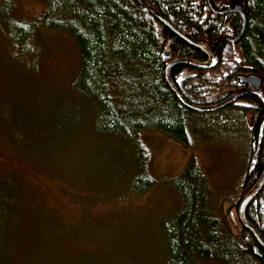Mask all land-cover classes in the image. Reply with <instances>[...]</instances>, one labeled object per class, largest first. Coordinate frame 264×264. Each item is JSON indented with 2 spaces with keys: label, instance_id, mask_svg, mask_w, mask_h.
I'll use <instances>...</instances> for the list:
<instances>
[{
  "label": "rangeland",
  "instance_id": "rangeland-1",
  "mask_svg": "<svg viewBox=\"0 0 264 264\" xmlns=\"http://www.w3.org/2000/svg\"><path fill=\"white\" fill-rule=\"evenodd\" d=\"M47 3L0 0V264H167L164 224L184 207L174 181L192 159L209 183V221L221 235L204 234L203 245L226 248L249 191L244 111L182 112L173 122L186 139L155 127L129 136L104 127L94 98L75 85V40L38 25ZM116 66L107 85L121 106L125 94L138 98L140 79L131 64Z\"/></svg>",
  "mask_w": 264,
  "mask_h": 264
},
{
  "label": "trees",
  "instance_id": "trees-1",
  "mask_svg": "<svg viewBox=\"0 0 264 264\" xmlns=\"http://www.w3.org/2000/svg\"><path fill=\"white\" fill-rule=\"evenodd\" d=\"M144 1L184 33L199 38L216 50L223 68L230 63L233 71L230 73V82L224 81L226 78L222 81L212 79L210 73L214 69L190 68L197 75L186 81V89L193 98L186 96L187 100L200 105L216 103L217 97H220H216L217 90L237 82L234 77L245 69L244 66L253 68V72L262 77L264 85V0H240L247 24L236 43L227 40L238 35L242 26L241 15L228 11L233 7L232 0L227 5H224L226 0H210L213 8L220 11L207 13V0ZM47 4L38 25L66 31L75 40L80 62L75 85L94 98L96 113L104 122V127L113 126L110 130L122 131L125 136L155 127L187 138L180 133H184L182 127L180 132L175 130L173 119L182 112L195 109L187 107L177 98L166 81L165 67L171 58L176 57L205 61L206 56L200 50L176 35L138 0H48ZM223 9L226 10L221 11ZM21 26L24 31L28 29L25 25ZM27 34L30 32L27 31ZM25 35L19 36L17 40L22 42L30 38ZM167 45L171 58L164 56ZM120 60L138 69L140 81L135 93L138 98L133 100L134 96L125 94L127 97L121 99V106H118L119 97L107 83L118 73L116 65ZM182 64L171 69L173 80L179 78L185 67ZM106 65L109 68L105 70ZM262 88L264 90V86ZM243 97L253 107L255 105L258 113L256 127L251 128V157L260 129L263 130L259 158L254 169L244 178L242 188L246 192L254 186L264 170V104L253 94ZM230 106L243 110L244 114L249 110L232 104ZM176 120L181 122L180 118ZM139 165L141 170L145 168L144 161L141 160ZM151 183L154 182L148 184ZM174 183L183 198L184 207L173 221L164 224L170 244L167 264H198L199 260L214 261L216 264H264V247L240 221L237 222V232L228 231L226 248L218 244L211 248L203 245L204 234H211L215 240L221 235L217 232L220 230L214 227L216 219L211 218L209 221L207 202L210 196L207 194L211 190L195 160L190 161ZM246 218L264 237V188L247 207ZM199 228H202L201 232ZM222 258L229 261L222 262Z\"/></svg>",
  "mask_w": 264,
  "mask_h": 264
},
{
  "label": "water",
  "instance_id": "water-1",
  "mask_svg": "<svg viewBox=\"0 0 264 264\" xmlns=\"http://www.w3.org/2000/svg\"><path fill=\"white\" fill-rule=\"evenodd\" d=\"M138 1L140 4L146 7L152 14H154V16H156L164 25L170 28L176 35L180 36L182 39H184L186 42H188L193 47L203 51L209 59L208 62H198L190 58H182V57L171 58L169 45L166 46V49L164 51V56H166L167 58H171V59L169 60V62L167 63L165 67V78H166L167 83L170 85L171 89L176 94L177 98L180 100V102H182L187 107L198 110V111H215L225 106H228L235 101H236L235 102L236 106L251 109L253 105L248 102L240 100V98L247 94H254L258 96L264 104V90L262 88L263 79L261 76L256 75V74H251L249 76H241L240 78L241 82H245L247 85L238 89L229 98L222 100L220 102L209 104V105H200L196 103L195 101L191 102L187 100L186 96L189 97V95L185 93L183 90V81L185 79L184 77H185L186 72L184 71L177 79V84L178 86H180V89H179L172 81V78L170 75V71L172 67L179 63L190 64L198 68L214 67L218 63V60H219L218 54L216 50L211 48L209 45L204 43L202 40L187 35L182 30H180L178 27L173 25L166 17H164L161 13H159L156 9H154L144 0H138ZM228 11L238 12L242 17V26H241V30L238 33V35L232 38H227L229 42L236 43L240 40V38L242 37L245 31L246 24H247V18H246V14L244 13L241 5H234ZM254 118H255V115L252 114L250 120L253 121ZM248 125L250 128L253 127L252 124H248ZM262 135H263V130L260 129V132L258 135V142L254 149V152L252 154L251 161L249 164L250 171L254 169L257 163V160L259 157ZM263 188H264V170L261 176L259 177V179L257 180V182L254 184V186L248 191V193L239 202L237 213H238V219L241 222V224L248 231H250L254 235L258 243L264 247V237L259 232V230L246 218L247 207ZM256 251H257V248H256Z\"/></svg>",
  "mask_w": 264,
  "mask_h": 264
},
{
  "label": "flooded vegetation",
  "instance_id": "flooded-vegetation-1",
  "mask_svg": "<svg viewBox=\"0 0 264 264\" xmlns=\"http://www.w3.org/2000/svg\"><path fill=\"white\" fill-rule=\"evenodd\" d=\"M216 2H217V0H215ZM207 4H208V7H209V10H206V12L205 13H207L208 11H216V12H219L217 9H214L213 8V6H212V3L210 2V0H207ZM227 4H230V0H226V1H224V5H227ZM234 6V5H233ZM226 9H228V8H226ZM226 9H223V10H221V11H225ZM187 34V33H186ZM187 35H189V34H187ZM189 36H191V37H194V36H192V35H189ZM195 38V37H194ZM230 38V37H229ZM197 39H199V38H197ZM199 50V49H198ZM201 51V50H200ZM205 56H206V60L205 61H200V60H194V59H192V58H190V59H192V60H194V61H198V62H208V57H207V55L203 52V51H201ZM218 54V53H217ZM218 58H219V60H218V63L214 66V67H209V68H198V67H194V66H192V65H190V64H185V63H183L182 65H184L185 67L182 69V72H181V74L185 71L186 72V74H185V80H184V83H183V90H184V92L185 93H187L188 95H189V99H193V98H191V94L187 91V89H186V81L189 79V78H191V77H194V76H196L197 75V73L194 71L193 72V70H190V68H193L194 70H196V69H199V70H204V69H206V70H213L214 69V71H212L211 73H210V75H211V77H212V79H214L215 81H222L223 79H225L224 81H229L230 82V73H232L233 71H232V69H231V67H230V63H228V64H226L225 65V68H223V65H221L220 64V60H221V58H220V54H218ZM220 65V68H217L216 69V67L217 66H219ZM175 66V65H174ZM173 68V67H172ZM244 68L245 69H243V71H239V74H237L234 78H236L237 79V82H235V83H233V84H229V85H224L223 87H221L219 90H217V94H216V97L219 95L220 97H217V99H218V101L217 102H220V101H222V100H225V99H227V98H229L233 93H235L238 89H240V88H242V87H244V86H246L247 84L245 83V82H241V80H240V78H241V76H249V75H251V74H256V75H258L257 73H255V72H253V68H249V67H247V66H244ZM248 69H250V70H248ZM180 74V75H181ZM179 75V76H180ZM178 76V77H179ZM235 79V80H236ZM172 81L174 82V84L180 89V86H178V84H177V79L176 80H173L172 79ZM254 95V94H253ZM256 95H254V97H255ZM256 98H258L257 96H256ZM260 99V98H259ZM240 100H242V101H245V102H247L245 99H244V97H242V98H240ZM261 100V99H260ZM216 102V103H217ZM236 102V101H235ZM235 102H233V103H231L232 105H235ZM228 106H230V105H228ZM252 114L253 115H255V118H254V120L253 121H251L250 120V118H251V116H252ZM258 115V113L256 112V110H255V105H254V107H252V111H251V109H249V110H247L246 112H245V118H246V120H248V122H249V124H252L253 125V127L252 128H255L256 127V123H255V119L258 117L257 116ZM247 122V123H248ZM255 147H256V145L254 146V149H255ZM250 161H251V159H250ZM249 164H250V162H249ZM248 167H249V165H248ZM251 171L249 170V169H247V172H245V174H244V177L247 175V174H249Z\"/></svg>",
  "mask_w": 264,
  "mask_h": 264
}]
</instances>
